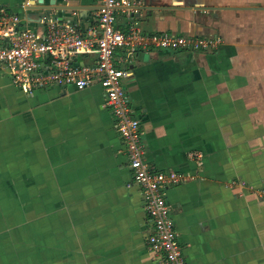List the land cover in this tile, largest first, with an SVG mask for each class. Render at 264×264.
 Masks as SVG:
<instances>
[{"label":"crops","instance_id":"obj_1","mask_svg":"<svg viewBox=\"0 0 264 264\" xmlns=\"http://www.w3.org/2000/svg\"><path fill=\"white\" fill-rule=\"evenodd\" d=\"M25 1L0 4L37 30L54 16L99 34L100 0ZM129 2L115 12L123 31L130 19L143 33L222 39L112 58L128 71L143 161L185 178L164 198L186 264H264V0ZM72 60L91 65L95 53ZM151 232L103 89L25 94L0 73V264H157Z\"/></svg>","mask_w":264,"mask_h":264},{"label":"built area","instance_id":"obj_2","mask_svg":"<svg viewBox=\"0 0 264 264\" xmlns=\"http://www.w3.org/2000/svg\"><path fill=\"white\" fill-rule=\"evenodd\" d=\"M33 1L27 0L24 4ZM129 6V0H100L97 10L99 34L84 37L71 18L43 17L39 20L43 30H37L22 24L17 13L0 4V73L25 94L52 85L83 90L98 84L103 89L118 136L127 151L132 180L140 188L141 204L152 226V232L146 238L147 246L160 255L157 264H186L172 227L171 209L164 198L167 186L185 178L179 172L149 170L143 161L139 121L131 113L122 85L128 71L116 67L112 58L117 48L213 50L222 39L219 36L143 33L130 19L128 30L123 31L115 26V12ZM89 52L95 53L93 64L76 66L72 63L73 56ZM41 57L47 59L45 63L39 61ZM200 157V154L189 153L190 159ZM260 193L264 197V191Z\"/></svg>","mask_w":264,"mask_h":264}]
</instances>
